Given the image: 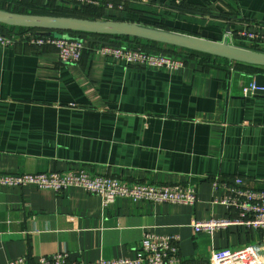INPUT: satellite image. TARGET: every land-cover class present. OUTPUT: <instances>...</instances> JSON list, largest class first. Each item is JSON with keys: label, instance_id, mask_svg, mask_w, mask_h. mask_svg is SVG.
<instances>
[{"label": "crops", "instance_id": "0c3cea01", "mask_svg": "<svg viewBox=\"0 0 264 264\" xmlns=\"http://www.w3.org/2000/svg\"><path fill=\"white\" fill-rule=\"evenodd\" d=\"M100 1L112 18L229 37L237 46L240 30L264 31V0H182L184 10L176 0ZM199 59L169 70L87 51L66 64L51 46H0V173L85 168L198 194L193 205L120 197L104 206L77 186L58 193L0 185V264L58 252L77 262L135 258L151 233L178 236V264H211L215 249L246 247L264 264V229L232 224L208 234L192 226L238 215L222 202L238 178L243 188L264 190V95L243 93L264 73Z\"/></svg>", "mask_w": 264, "mask_h": 264}, {"label": "built area", "instance_id": "2783aa9c", "mask_svg": "<svg viewBox=\"0 0 264 264\" xmlns=\"http://www.w3.org/2000/svg\"><path fill=\"white\" fill-rule=\"evenodd\" d=\"M71 5L99 6L100 0H67ZM182 0H176L181 4ZM109 5V3H108ZM229 36V35H228ZM238 37L249 47H244L264 53V31L255 29H242ZM18 41H25L34 46L44 48L53 46L58 49L59 59L62 63L79 62L86 49L85 41L64 35L54 36L38 35L37 30L27 29L22 34H7L0 31V46L13 47ZM93 54L111 57L129 65H140L152 68L179 70L185 66V61L164 53H153L142 49H133L120 45L103 44L93 49ZM264 87L256 83L243 89L244 95L254 94ZM219 178L215 179L216 185ZM237 185L230 186L222 200L227 206L238 211L235 218L227 220L210 219L195 220L192 223L196 233L205 232L214 234L222 227L232 224L245 225L253 229H264V190L243 188L240 186L242 179L236 180ZM0 185L24 187L36 185L43 189H51L62 192L68 187H81L91 194L102 198L104 206H109L117 198L125 197L134 200H142L151 203H186L195 204L198 194L193 186L181 184L158 185L147 182L131 183L111 175H96L91 171L81 168L70 172H44V173H0ZM218 202L217 199L214 200ZM257 251L252 247H246L237 251L230 248L215 249L211 254V264H261L258 263ZM256 257V259H255ZM181 261L178 236L146 234L135 258H101L93 262H77L69 259L66 252H58L52 256H40L34 264H178ZM8 264H30L27 256H21L8 262Z\"/></svg>", "mask_w": 264, "mask_h": 264}, {"label": "water", "instance_id": "95a60500", "mask_svg": "<svg viewBox=\"0 0 264 264\" xmlns=\"http://www.w3.org/2000/svg\"><path fill=\"white\" fill-rule=\"evenodd\" d=\"M0 23L35 29L38 35H49L54 31H82L128 36L209 54L231 63L264 67L263 52L234 45L229 41V37L223 41H216L135 21L22 13L0 8ZM256 84L264 87V74L256 75ZM255 95H264V90H257Z\"/></svg>", "mask_w": 264, "mask_h": 264}, {"label": "trees", "instance_id": "16d2710c", "mask_svg": "<svg viewBox=\"0 0 264 264\" xmlns=\"http://www.w3.org/2000/svg\"><path fill=\"white\" fill-rule=\"evenodd\" d=\"M172 6L179 10H184L182 3L175 4V2H173ZM0 8L16 11V12H22V13L65 15V16L85 17L92 19L127 20L122 18L121 19L112 18L109 14H106L103 11L102 7L99 6H92V5L72 6L71 4H69L64 0H0ZM153 26L172 30L171 28L167 27V25L164 24L162 25L155 24ZM27 29H30L32 31L35 30L31 28L10 26L0 23V31L3 33H12L15 31L17 33L22 34ZM52 35L54 36L64 35L67 37L84 40L85 41L84 43L86 45V49L84 50V53L87 51L93 53V49L95 48V46H99L103 44H111V45L113 44V45H127L128 47L139 48L153 53H162L161 51L160 52L157 51V49H165L166 51L172 53H178V54L180 53L182 54L183 53L182 51H184L187 54L188 60L198 59L200 57L199 61L200 63H202V66L204 65L205 67H207L211 63L214 64L215 62H218V60L228 62V60L226 59L218 58L209 54L199 53L188 49L173 47L157 42L147 41V40L128 37V36L90 33V32H82V31H54L52 32ZM241 44L242 47H249L245 42L244 43L241 42ZM166 51H165L166 55L172 56L170 54H167L169 52ZM179 57L181 59H184L185 63L188 61L185 56H179ZM236 63L245 68L252 69L254 72L264 73V67H258V66L239 63V62Z\"/></svg>", "mask_w": 264, "mask_h": 264}, {"label": "rangeland", "instance_id": "374dc122", "mask_svg": "<svg viewBox=\"0 0 264 264\" xmlns=\"http://www.w3.org/2000/svg\"><path fill=\"white\" fill-rule=\"evenodd\" d=\"M12 33H16L15 31L14 32H12ZM12 33H7V34H12ZM43 35H45V34H43ZM120 46H123V47H128L127 45H120ZM48 47V46H47ZM51 47H53V46H51ZM97 47H99V46H95V49H97ZM53 48H55V47H53ZM129 48H133V47H129ZM56 49V48H55ZM134 49V48H133ZM135 49H139V48H135ZM57 51H58V49H56ZM143 50V49H142ZM163 50V51H162ZM143 51H145V50H143ZM157 51H161L162 53H164L165 54V49H157ZM166 52H169V51H166ZM183 53L181 54H178V53H172V52H169V53H167V54H170V55H172V57H175V58H179V59H181L179 56H185L186 57V59L188 60V58H187V54L184 52V51H182ZM84 54V53H83ZM95 55V54H94ZM183 61H184V59H182ZM55 172H58V171H55ZM96 175H99V174H96ZM101 175V174H100Z\"/></svg>", "mask_w": 264, "mask_h": 264}]
</instances>
